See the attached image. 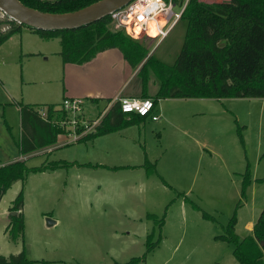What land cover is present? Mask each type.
Returning a JSON list of instances; mask_svg holds the SVG:
<instances>
[{
    "label": "rangeland",
    "instance_id": "rangeland-1",
    "mask_svg": "<svg viewBox=\"0 0 264 264\" xmlns=\"http://www.w3.org/2000/svg\"><path fill=\"white\" fill-rule=\"evenodd\" d=\"M6 19L0 9V20ZM187 28L181 19L164 39H139L149 49L145 61L153 57L173 65ZM40 34L21 25L0 46L1 99L61 101L60 39ZM262 43L260 36L251 44L250 77L263 65ZM154 81L160 80L150 71L152 89ZM99 109L85 102L84 115L94 119ZM7 110L17 126L18 106ZM157 111L158 121L126 125L123 136L113 137L115 144L103 146L94 139L75 140L67 112L62 146L40 149L26 160L29 167L67 164L29 173L0 202V254L25 249V264H239L234 245L219 236L233 217L241 238L251 234L264 206V95L166 98ZM146 157L155 167L142 164ZM102 160L143 166L112 169L99 166ZM21 190L25 226L14 240L7 231L9 208Z\"/></svg>",
    "mask_w": 264,
    "mask_h": 264
},
{
    "label": "trees",
    "instance_id": "trees-1",
    "mask_svg": "<svg viewBox=\"0 0 264 264\" xmlns=\"http://www.w3.org/2000/svg\"><path fill=\"white\" fill-rule=\"evenodd\" d=\"M28 6L47 12H69L81 9L99 0H21ZM182 1V0H181ZM184 1V0H183ZM182 19L187 20L188 28L183 47L173 65L148 57L149 49L142 42L130 36L124 30L110 28L111 16L76 29L38 30L45 39L58 37L61 43L60 55L64 63L84 64L98 53L111 48L122 51L125 59L134 69H140L138 75L143 80V97L152 98L155 107L159 100L166 98H244L250 95H264V56L263 65L250 77V47L256 46L262 36L264 45V0H222L207 2L189 0ZM3 24L9 25L4 28ZM20 23L12 19L0 20V46L16 31ZM261 53L264 54L263 47ZM145 61V62H144ZM152 71L160 80L154 96L147 93L149 74ZM91 101H96L93 99ZM107 103L112 99H107ZM20 105L22 138L21 151L24 155L57 144L67 134V112L60 103L42 105L18 102ZM146 118L136 113H124L119 101H116L108 115L94 130L82 139L119 130L126 125L135 124ZM82 127L79 128V132ZM27 158L2 164L0 162V202L17 180H25L29 173L42 172L66 165L57 162L55 166L47 164L29 167ZM69 163V162H68ZM144 165L155 167L146 157ZM148 173H152L150 170ZM248 171L244 180L249 182ZM264 181V179H261ZM24 195L21 190L14 199L11 216L7 226L14 240L24 233ZM236 217L219 237L234 245L233 254L239 264H264V206L254 224L252 233L241 238L236 230ZM29 262L25 249L18 254L5 256L0 254V264H25Z\"/></svg>",
    "mask_w": 264,
    "mask_h": 264
},
{
    "label": "crops",
    "instance_id": "crops-1",
    "mask_svg": "<svg viewBox=\"0 0 264 264\" xmlns=\"http://www.w3.org/2000/svg\"><path fill=\"white\" fill-rule=\"evenodd\" d=\"M40 36L44 38L42 34H40ZM46 40H50V39H46ZM151 41L152 39H150V42ZM61 70L62 71L60 72V76L62 80V90H61L62 99L60 102H58L60 104L62 103L63 99L66 97H70V98L79 97V98H83L85 102H92L97 106H99L100 108L104 109L108 105L106 101L107 99L113 100L116 96L139 97L142 96L143 94L142 78H139L137 69H134L130 65V63L125 59L122 51L118 48H111L103 52H100L92 60L84 64L64 63L62 60ZM134 81L136 82L133 85L132 83ZM159 85H160V81H158L157 83L155 82L153 84L154 89H152L149 83L147 86V92L151 95L155 94L159 88ZM93 99H96V101H91ZM179 99L189 100V99H211V98H179ZM6 100L7 99L0 98V162L2 164H6L18 159L28 158L31 155V153L24 155L21 151L20 142L22 138V125H21L20 105L18 103L19 101L17 100L6 101ZM163 100L165 99L159 100V103L155 107L156 114L158 112L157 109L160 107V104ZM15 104L18 106L19 119H20V123L17 126L13 125L7 110V107L10 106L11 109L12 106H14ZM46 104H51V103H45L40 105L45 106ZM3 116H5L4 121L1 119L3 118ZM147 119L149 118L147 117L143 118L139 122L145 123ZM153 121H158V120H153ZM125 129L126 127H122L119 130L111 131L109 133L96 136L95 138H93L94 139L93 141L95 144L101 146L115 144L116 140L113 137L123 136L125 133L124 132ZM63 140L64 138H62L57 144L51 147L55 148L62 146L60 143ZM132 140L135 139L132 138ZM142 164L121 165V164L109 163V161L107 160H102L98 162L99 166L112 168V169L137 167V166H141ZM11 212L12 211L10 210V215ZM252 230H253V225H252Z\"/></svg>",
    "mask_w": 264,
    "mask_h": 264
},
{
    "label": "built area",
    "instance_id": "built-area-1",
    "mask_svg": "<svg viewBox=\"0 0 264 264\" xmlns=\"http://www.w3.org/2000/svg\"><path fill=\"white\" fill-rule=\"evenodd\" d=\"M189 0H132L123 8L112 13L110 28L124 30L130 36L137 39H164L179 20ZM180 5L179 11H174V6ZM155 22L157 34L150 33V23ZM138 27L139 31L135 28ZM119 101L124 113H136L153 120H159L160 116L155 113V104L152 98L144 97H121L116 96L108 105L102 109L96 118L87 119L84 115L85 100L79 97H66L61 103V108L71 114V121L74 126L75 140L85 136L108 114L113 104ZM77 118H80L77 120ZM69 119V118H67ZM66 119V120H67ZM65 120V123H66ZM82 130L79 132V128Z\"/></svg>",
    "mask_w": 264,
    "mask_h": 264
},
{
    "label": "water",
    "instance_id": "water-1",
    "mask_svg": "<svg viewBox=\"0 0 264 264\" xmlns=\"http://www.w3.org/2000/svg\"><path fill=\"white\" fill-rule=\"evenodd\" d=\"M132 0H99L69 12H47L26 5L21 0H0V9L22 25L38 30L76 29L99 21L123 8ZM12 211L11 215H17ZM50 224L55 220L48 218Z\"/></svg>",
    "mask_w": 264,
    "mask_h": 264
},
{
    "label": "bare ground",
    "instance_id": "bare-ground-1",
    "mask_svg": "<svg viewBox=\"0 0 264 264\" xmlns=\"http://www.w3.org/2000/svg\"><path fill=\"white\" fill-rule=\"evenodd\" d=\"M135 30H136V31H139V28L136 27ZM153 30H156V31H157L156 23H155V22H151V23H150V32H152Z\"/></svg>",
    "mask_w": 264,
    "mask_h": 264
}]
</instances>
